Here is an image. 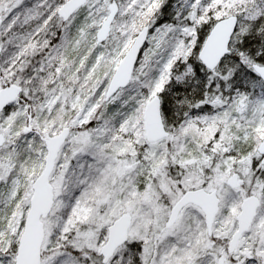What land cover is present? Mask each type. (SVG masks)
Wrapping results in <instances>:
<instances>
[{
    "label": "snow or ice",
    "instance_id": "1",
    "mask_svg": "<svg viewBox=\"0 0 264 264\" xmlns=\"http://www.w3.org/2000/svg\"><path fill=\"white\" fill-rule=\"evenodd\" d=\"M0 264H264V0H0Z\"/></svg>",
    "mask_w": 264,
    "mask_h": 264
}]
</instances>
